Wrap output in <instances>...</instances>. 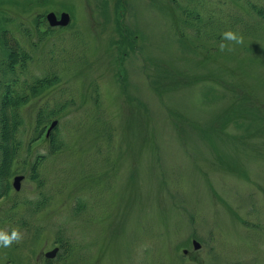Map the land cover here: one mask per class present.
I'll use <instances>...</instances> for the list:
<instances>
[{"label":"rangeland","instance_id":"374dc122","mask_svg":"<svg viewBox=\"0 0 264 264\" xmlns=\"http://www.w3.org/2000/svg\"><path fill=\"white\" fill-rule=\"evenodd\" d=\"M0 119L4 264H264V0H0Z\"/></svg>","mask_w":264,"mask_h":264},{"label":"clouds","instance_id":"9594fccd","mask_svg":"<svg viewBox=\"0 0 264 264\" xmlns=\"http://www.w3.org/2000/svg\"><path fill=\"white\" fill-rule=\"evenodd\" d=\"M222 36L226 41H233L237 44L243 42V37L236 31L232 30L231 28L223 31ZM227 45L225 43L220 44V49L224 50ZM21 238V233L18 228H12L9 230L0 229V248H8L10 247L14 241H19ZM0 264H4L3 259H0Z\"/></svg>","mask_w":264,"mask_h":264},{"label":"water","instance_id":"95a60500","mask_svg":"<svg viewBox=\"0 0 264 264\" xmlns=\"http://www.w3.org/2000/svg\"><path fill=\"white\" fill-rule=\"evenodd\" d=\"M46 20L49 23V25H51V26H56V25L64 26V25H67L69 23L70 16H69V14L67 12H62L60 14L59 19H58L57 16H56V14L54 12H49L48 14H46ZM55 124H56V120H54L52 122V124L50 125L47 134L54 127ZM22 178H23L22 175H16V176H14L13 185H14V187L16 189H19V187H20V181L22 180ZM193 244H194V247L195 248H198L199 247V244L196 241H194ZM56 250L57 249H53L51 251L46 252L45 253V256L46 257H52V256H54V254L56 253Z\"/></svg>","mask_w":264,"mask_h":264},{"label":"bare ground","instance_id":"6f19581e","mask_svg":"<svg viewBox=\"0 0 264 264\" xmlns=\"http://www.w3.org/2000/svg\"><path fill=\"white\" fill-rule=\"evenodd\" d=\"M1 120V119H0Z\"/></svg>","mask_w":264,"mask_h":264}]
</instances>
